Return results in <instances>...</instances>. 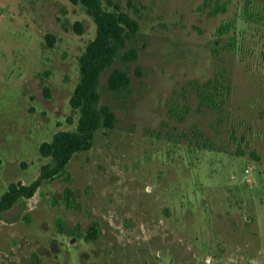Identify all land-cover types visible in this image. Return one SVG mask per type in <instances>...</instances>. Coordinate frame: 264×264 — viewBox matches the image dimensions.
I'll list each match as a JSON object with an SVG mask.
<instances>
[{
	"label": "rangeland",
	"instance_id": "1",
	"mask_svg": "<svg viewBox=\"0 0 264 264\" xmlns=\"http://www.w3.org/2000/svg\"><path fill=\"white\" fill-rule=\"evenodd\" d=\"M103 4L140 24L138 59L100 78L117 123L0 214V264H264V0ZM96 33L81 4L0 0V198L76 129L70 99ZM117 68L131 82L113 91ZM209 79L218 108L200 105Z\"/></svg>",
	"mask_w": 264,
	"mask_h": 264
},
{
	"label": "trees",
	"instance_id": "2",
	"mask_svg": "<svg viewBox=\"0 0 264 264\" xmlns=\"http://www.w3.org/2000/svg\"><path fill=\"white\" fill-rule=\"evenodd\" d=\"M69 1L83 5L97 26L96 37L87 45L85 52L79 58L80 79L70 99L72 108L80 114L78 123L75 130L59 131L53 136L51 142H44L40 146L41 155L52 158L54 165H44L40 175L30 184L11 183L0 198V214L9 210L20 198L33 197L43 181L67 173L73 156L93 147L96 131L115 127L116 114L109 106H100V78L117 59L125 62L138 59V49L128 45L140 30L137 19L121 11L118 6L115 10H110L105 7L103 0ZM77 26L82 32L81 24L78 23ZM50 38L53 39V36H49ZM130 82L129 74L120 68L113 70L108 80L109 87L113 91L127 88ZM203 86L205 89L200 90L199 93L200 105L208 104L218 108L217 80L209 79ZM66 191L69 196L72 194L70 188ZM67 200H69L68 196ZM91 233L94 239L96 230H91ZM36 264L42 263L37 260Z\"/></svg>",
	"mask_w": 264,
	"mask_h": 264
}]
</instances>
